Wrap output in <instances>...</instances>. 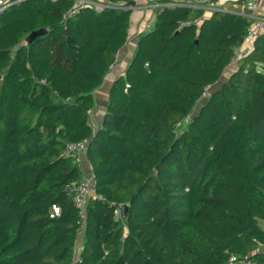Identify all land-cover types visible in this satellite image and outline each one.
<instances>
[{
  "label": "trees",
  "instance_id": "trees-1",
  "mask_svg": "<svg viewBox=\"0 0 264 264\" xmlns=\"http://www.w3.org/2000/svg\"><path fill=\"white\" fill-rule=\"evenodd\" d=\"M72 5L0 11V264H72L82 222L74 264H264V33L193 114L250 21L215 11L179 29L203 11L160 8L95 131L92 93L128 41L132 10L68 15ZM83 140L95 194L81 215L64 186L82 178L65 149Z\"/></svg>",
  "mask_w": 264,
  "mask_h": 264
},
{
  "label": "built area",
  "instance_id": "built-area-1",
  "mask_svg": "<svg viewBox=\"0 0 264 264\" xmlns=\"http://www.w3.org/2000/svg\"><path fill=\"white\" fill-rule=\"evenodd\" d=\"M21 0H0V11L7 8L14 2ZM73 5L69 9L68 15H76L81 12L84 8L94 9L96 11H102L103 9H123L128 10L131 9L132 12L137 8H190L193 10H211V11H219V0H183L181 2H176L174 0H132L131 3L123 2V1H110V0H71ZM245 9L243 12L238 13L246 16L250 23L247 26L246 34L244 35L243 42L240 45H236L233 47V53L231 56L232 62H239L241 58L245 56V50L243 49V43H249L259 37L262 33H264V13L259 11V0H243ZM201 17H195L193 19H185L179 23V29L195 24H200ZM153 25L149 21H147L143 25V32H148L152 29ZM129 33V31H128ZM113 64L107 75H113ZM209 89L206 88V91L203 94V97L208 96ZM182 124L179 121L176 126H180ZM88 142L87 141H77V142H69L65 149V155L67 157H71L77 164H80L82 161V155L88 150ZM90 168V174L86 177H82L81 180L73 181L64 186V190L71 193L73 196L74 203L77 207L80 208L81 215L85 214V208L87 201L90 196L95 194V176L92 170V166ZM55 212L59 213L60 209L57 206H54ZM116 213L120 216V210H116ZM84 222L81 223V227L78 232V240L76 242V255L72 261V264L75 263V260H80V249H82L81 244L79 242L82 241L81 236L84 232ZM239 260L238 256L233 255L230 257L227 264H232L235 261ZM240 262L242 264H262L258 261L249 259V258H241Z\"/></svg>",
  "mask_w": 264,
  "mask_h": 264
},
{
  "label": "crops",
  "instance_id": "crops-1",
  "mask_svg": "<svg viewBox=\"0 0 264 264\" xmlns=\"http://www.w3.org/2000/svg\"><path fill=\"white\" fill-rule=\"evenodd\" d=\"M174 1L181 2L183 0H174ZM219 1H220L219 11L231 12V13H241L245 9L243 0H219ZM158 10L159 9L157 8L153 9L149 7V8H137L136 10L132 12L131 26L129 28L128 41L118 52L117 60L113 68L114 74L107 75L104 79L103 84L99 86L97 89H95L92 93L94 104H93V107L89 111V124L95 131H98L101 128L102 120L107 112V108L109 105V99H110V89L112 87L113 81L117 77L124 76L126 74V71L130 65V62L132 58L134 57L135 52L137 50L140 36L141 34L145 33L143 32V25L152 18L154 13L157 14ZM201 10L203 11V15H202L200 23H202V20L204 19L211 18L214 13V11H211V10H206V9H201ZM259 11L264 13V0H259ZM153 28H154V25L152 29ZM255 40L249 43H243V49L245 50V56H247L248 53L252 51ZM242 59L243 58H241V60ZM241 60L239 62L231 61V63L224 69L219 80L215 84L207 87V89H209L207 90L208 96L211 93V91L220 87L224 82H226L230 78V76L235 71L238 70ZM207 97H202L201 101L203 102L206 101ZM198 104L201 105L200 107H202L203 105L202 102H199ZM90 166L91 165L88 161L87 155L86 153H84L82 155V161L80 163V168L82 170V177H86L88 174L91 173L90 172L91 170L89 168ZM262 226L264 227V224ZM80 239L83 240V235L81 236ZM79 244H81V247L83 249V241L79 242ZM82 249H80L79 255L81 254ZM256 252L264 253V243L261 244V246L256 250Z\"/></svg>",
  "mask_w": 264,
  "mask_h": 264
},
{
  "label": "water",
  "instance_id": "water-1",
  "mask_svg": "<svg viewBox=\"0 0 264 264\" xmlns=\"http://www.w3.org/2000/svg\"><path fill=\"white\" fill-rule=\"evenodd\" d=\"M47 33V29L45 28V29H39V30H37V31H34L31 35H30V40L31 39H34L35 38V36H37V35H43V34H46ZM88 145H89V143H88ZM128 204H122L121 205V208H122V210H123V214H124V216H126V214H127V211H128Z\"/></svg>",
  "mask_w": 264,
  "mask_h": 264
},
{
  "label": "rangeland",
  "instance_id": "rangeland-1",
  "mask_svg": "<svg viewBox=\"0 0 264 264\" xmlns=\"http://www.w3.org/2000/svg\"><path fill=\"white\" fill-rule=\"evenodd\" d=\"M155 19H156V13H154L153 14V16H152V18L149 20V22L150 23H152V25H154L155 24ZM200 102H202L203 103V101H200ZM201 105L200 104H198L196 107H195V109H194V111H193V114H196L199 110H200V107Z\"/></svg>",
  "mask_w": 264,
  "mask_h": 264
},
{
  "label": "clouds",
  "instance_id": "clouds-1",
  "mask_svg": "<svg viewBox=\"0 0 264 264\" xmlns=\"http://www.w3.org/2000/svg\"><path fill=\"white\" fill-rule=\"evenodd\" d=\"M89 147V146H88Z\"/></svg>",
  "mask_w": 264,
  "mask_h": 264
}]
</instances>
